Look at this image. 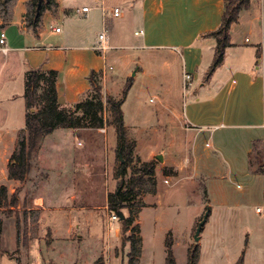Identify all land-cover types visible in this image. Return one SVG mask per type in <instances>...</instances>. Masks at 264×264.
Returning a JSON list of instances; mask_svg holds the SVG:
<instances>
[{
  "label": "crops",
  "instance_id": "crops-1",
  "mask_svg": "<svg viewBox=\"0 0 264 264\" xmlns=\"http://www.w3.org/2000/svg\"><path fill=\"white\" fill-rule=\"evenodd\" d=\"M28 1L13 0L9 19L0 16V29L6 31L7 50L3 51L0 45V70L3 66L7 69L4 84L10 87L16 80L24 82L26 72L31 69L56 70L59 104L63 107L72 106L91 91L88 79L90 72L92 70L99 72L105 66L103 55L95 48L102 29L90 34L85 25L87 20L90 21L95 5L90 6L84 3L81 6L72 7L70 4L62 5L61 0H56L57 6L46 9L39 25L33 28L24 17ZM131 1L130 20L136 21L139 26L133 29L134 41L125 43L124 41L128 40L126 37L128 28L127 23L121 21L125 18L123 10L121 9L120 16L113 17L110 14L111 9L119 6L106 7L105 0H101L103 24L109 26V32H107L109 49L112 51V56L115 55L118 66L120 64L131 66L135 62L141 66L134 55L135 50H139L144 55L142 57L157 60L159 66L163 68L165 80L161 85H164L165 97L162 99L161 106L157 108L159 118L167 121L172 116L183 117L189 128L187 147L192 149L195 157L193 163L191 159L186 163L183 160L176 162L180 168L188 164L191 169L193 167L185 181L194 185L197 179H203L208 201H210L212 194L209 188L210 182L220 176L218 172L221 166L220 156H224L226 160L232 159L229 163V174L239 171L250 177L262 175L251 173L249 168L253 141L256 139L264 141V72L260 68L264 60L262 45L255 54L253 51L244 52L240 43L236 42L232 35L238 25L235 23L231 28V46L226 49L223 63L206 80L216 50V40L210 33L215 31L221 23L225 0ZM84 6H89L91 9L83 14L76 12L77 8ZM48 23L49 26H46ZM53 27H60V31H55ZM65 30L67 33L64 35ZM140 30L143 33L137 35L135 32ZM246 40L247 37H245ZM242 44L245 43L242 42ZM121 68V71L124 70L123 67ZM141 71L143 72L144 68ZM186 73L191 75L188 81L185 80ZM137 75L135 74L134 81ZM23 92L24 90L14 93L11 88L7 89L6 105L0 110L1 115L4 112V115L10 117V112L19 108L23 118L19 120L21 123L19 126H13V122L7 124L5 119L0 124V137H13L15 140L18 133L25 128L24 108L26 107ZM176 94L180 102L172 100ZM168 110L172 115L168 113ZM11 119L15 121V117ZM126 125L128 127L127 122ZM218 130L221 131L216 136ZM107 133L104 127L58 128L45 136L37 158L39 162L43 160L42 165H39L40 168L46 166L51 171L47 173L46 182L40 184L45 185L46 188L51 186L52 182L53 185H70L74 175H81L83 179L89 174L96 176L99 167L96 169L93 163L100 161V158L98 159L95 154L102 155L103 148L107 153ZM67 136L73 138L72 142L67 143ZM236 136L242 137L238 141L240 144H236L237 147L233 139ZM201 137H208L209 141V145L204 150L199 149ZM112 144L111 161L114 162L117 146L115 134ZM75 145L78 147H75L77 149L74 148V151ZM76 152L83 154L80 158L81 163L76 158ZM7 168L8 165L1 169L0 185H6L10 195L18 193V188L22 186L21 190L26 194L29 189L24 187L25 180L21 182L10 179ZM90 168L95 169L93 173L90 172ZM37 171L38 168L35 166L34 174H37ZM114 177L116 178V175ZM174 177L181 178V174ZM27 183H30L29 180ZM41 190L42 187L34 190L33 196L27 202L20 192V197L17 195L18 201L22 199L26 209L20 216L18 213L15 215L12 227L15 231L21 227L20 217L22 216L23 221L27 218L29 225L31 213L36 210V213L39 211L40 217L48 222L46 225L53 233V240L48 245L50 251L60 245H72L74 241L85 240L89 232L94 229H99L98 235H101V238L106 236L108 239L111 237L110 232L113 228V237L119 238L120 222L111 224L104 219L96 206L88 208L84 205H74L67 209H60L56 207L54 201L47 200L46 196L40 193ZM69 199L76 202L77 195L72 194ZM107 206L106 204L103 208ZM36 216V219L39 218V215ZM10 217L3 218V229ZM45 249L49 248L46 246ZM100 256L103 255L95 254L93 262L89 261L87 255L82 256L81 259L70 256L63 264H94ZM55 263L60 264V259L57 258Z\"/></svg>",
  "mask_w": 264,
  "mask_h": 264
},
{
  "label": "rangeland",
  "instance_id": "rangeland-1",
  "mask_svg": "<svg viewBox=\"0 0 264 264\" xmlns=\"http://www.w3.org/2000/svg\"><path fill=\"white\" fill-rule=\"evenodd\" d=\"M12 1L0 0V16H3L4 19H9ZM250 1V7L243 9L240 13L238 25L232 35L235 41L240 43L244 52L253 51L255 54L261 45L264 48V20L262 19L264 18V0ZM84 3L90 6L95 5L91 12L90 21L85 22L88 33L94 34L103 28L109 32V26L103 24L101 0H61L62 5L70 4L72 7L81 6ZM105 3L106 7L117 5L123 10L125 18L121 21L127 23L128 28L126 33L128 40L124 42H133V29L138 28L139 25L136 21L130 20L129 7L132 5V1L105 0ZM31 19L29 14L25 17L26 22ZM46 26H49V23ZM66 33L67 30L64 31V35ZM245 37L248 40L245 41ZM72 39L74 38L72 37ZM110 51L109 49L106 53V73L104 74L103 70L99 71L104 101L107 95L119 99L122 96L127 78L133 73L138 74L123 104L129 137L136 141L134 162L128 168L126 180H129L135 167H140L150 161L155 163V176L148 178L140 194L130 202L131 207L123 210L126 216L132 213L136 218L135 224L138 225L137 233L141 244L138 264H165L167 255L165 238L169 231L172 232L174 255L178 264H187L188 249L195 243L200 244V264H235L243 251H245L244 264H264V175L250 177L239 171L229 174L228 168L232 159L226 160L224 156H220L222 166L218 171L220 176L210 182L209 188L212 194L211 200L208 201L207 189L203 179H197L194 185L185 181L186 176L191 174L193 167L191 169L190 164H188L180 168L176 164L177 161L183 160L186 163L190 159L193 163L195 158L192 149L187 147L189 128L183 117L172 116L173 118L170 117L167 121H162L159 118L160 114L157 108L161 106L162 99L165 97L164 85H161L165 80L163 68L159 66L157 60L142 57L144 55L139 50H135L134 55L141 66H138L136 62L132 63L131 66L122 64L118 66L115 55L112 56V51ZM121 67L124 70L121 71ZM143 68L144 71L142 72ZM260 68L264 72V60ZM6 73L7 69L3 66L0 70V110L6 105L8 88H11L14 93L25 89V81L21 80L12 82L10 87L6 86L4 84ZM94 96V92L91 91L84 98L89 100ZM172 100L180 102L177 94ZM24 110L26 112V108ZM168 113L172 115L170 110ZM102 114L107 121L104 128L108 131L106 140L108 148L107 153H105L106 149L103 148L102 155L95 154L98 159L100 158V161L93 163L95 168L99 167L96 176L89 174L83 179L81 175H74V180L70 185H53L52 182L51 186L46 188L43 184L47 180V173L51 170L47 169L46 166L40 168L39 165H42L43 160L39 162L37 158L35 166L38 168V173L34 174V166L33 173L25 180L24 187L26 186L29 190L25 194L21 190V186L17 190L18 193H15L19 195L20 192V195L27 202L33 196L34 190L42 187L40 193H43L47 200L54 201L53 203L56 204L57 208L67 209L74 205H84L88 208H95L96 206L104 219H107L111 224L115 225V223L120 222L118 219H111L113 213L109 211L108 206L103 208L107 204L108 193L117 188L119 180L116 181L114 175L119 167V162L116 159L114 162L111 161L112 143L116 132L114 126L110 124L112 117L106 104ZM12 117H15V121L11 119ZM21 118L23 115L19 108L10 112V117L4 115V112L1 115L0 111V124L6 119L7 124L13 122V126H19ZM220 131L216 132V136ZM20 132L15 140L13 137H0V174L1 169L6 168L12 153L17 148ZM207 138H200V150H204L209 145ZM241 138L238 136L233 138L235 145L240 144L238 141ZM66 139L67 143L73 140L71 136L70 138L67 136ZM75 147L78 146H73L74 151L77 149ZM76 153V158L81 163L80 158L83 157V154ZM160 153L163 154V161L157 158ZM78 167L81 171L80 164ZM94 170V168H90L91 173ZM179 173L181 178H175L174 176H178ZM165 179H168L169 182L166 183ZM28 180L30 183H27ZM238 183L241 184V187L237 186ZM72 194L77 195L76 202L69 199ZM18 203L16 210L2 216L3 218L11 217L6 221V227H4L1 236L0 253L2 251L3 255L0 264H56L57 258L60 259V264H63L68 261L67 258L70 256L81 259L84 255H87L89 261L93 262L95 254H102L106 264H128L130 245L129 243L125 246L122 244L121 234L118 239L114 238L113 228L110 232L111 237L108 239L105 235V238H101V235H98L99 229H94L89 232L85 240L74 241L72 245H60L50 251L48 245L53 240V233L46 225L48 222L43 220L40 217L41 213L39 211L36 213V210L31 213L32 224L29 222L28 225L27 218L23 221L22 216L20 217L21 232L18 243L17 231L12 228L14 217L17 213L20 216L22 211L26 209L22 199ZM257 207L260 208V211H257ZM15 211L16 213H14ZM209 211L200 239L195 240L194 236L198 224L204 214ZM106 212H108V216H106ZM36 215H39V218L36 219ZM58 220L60 221V218ZM24 226L28 227L24 229ZM73 238H76V231ZM46 246L49 248L48 250L45 249Z\"/></svg>",
  "mask_w": 264,
  "mask_h": 264
},
{
  "label": "trees",
  "instance_id": "trees-1",
  "mask_svg": "<svg viewBox=\"0 0 264 264\" xmlns=\"http://www.w3.org/2000/svg\"><path fill=\"white\" fill-rule=\"evenodd\" d=\"M250 3V0H225L221 23L215 31L210 33L216 40V50L206 80L223 63L226 49L231 46V28L235 23H238L240 12L245 8H249ZM56 6V0H29L24 17L29 14L32 19L28 24L36 28L41 22L44 11ZM258 56H260V51H258ZM57 77L58 72L56 70L31 69L25 74V89L23 92L26 107L25 128L20 132L17 148L9 159L8 177L22 182L33 173L35 161L41 150V143L44 137L54 130L58 128L105 127L107 121L102 112L105 110L106 104L111 112L112 120L110 124L114 126L117 136L116 160L119 162V167L115 172L119 182L116 190L108 193L107 205L109 211L117 214L118 220L121 222L122 244L125 246L129 243L130 245L128 264H138L141 253V244L137 233L138 225L135 224V216L132 213L126 216L123 210L131 207L130 202L140 194L148 178L155 176V163L150 161L140 167H135L129 180H126L128 168L134 162L136 141L129 137L123 104L134 84V76L127 78L122 96L119 99L107 95L104 101L99 72L92 70L88 79L91 91L94 92L95 96L89 100L83 98L69 107H63L59 104L56 86ZM249 168L251 173L264 175V141L262 139L253 141ZM18 202L16 193L10 195L8 187L0 185V241L3 233L2 216L12 212L14 207L18 206ZM209 213L210 211L208 216ZM20 232V227H18V243L20 242ZM165 245L167 253L165 264H178L174 255V241L171 231L166 235ZM244 254L245 251L242 252L235 264H244ZM199 261L200 244L195 243L188 249L187 264H200ZM94 264H106V261L103 256H100Z\"/></svg>",
  "mask_w": 264,
  "mask_h": 264
},
{
  "label": "built area",
  "instance_id": "built-area-1",
  "mask_svg": "<svg viewBox=\"0 0 264 264\" xmlns=\"http://www.w3.org/2000/svg\"><path fill=\"white\" fill-rule=\"evenodd\" d=\"M91 8L89 6H84L82 8H77L76 9V12L77 13H80V14H83L85 12H88ZM105 10V9H104ZM122 13V10L120 7H113L110 11V14L113 16V17H118L120 16ZM105 25V24H104ZM53 29L55 31H60V27H53ZM137 35L138 34H142L143 31L140 30V31H136L135 32ZM248 40V38H247ZM0 45H1V48L3 51H6L7 48L5 47L6 46V31L5 29H0ZM95 48L103 55V58L105 60V66L104 68L102 69L103 70V73L105 74L106 73V60H107V56H106V53L107 51L109 50L110 46L108 44V35H107V30L106 28H103L102 31H100L99 35H98V40H97V43L95 45ZM191 79V75L189 73H186L185 74V80L188 81ZM165 182L168 183L169 180L168 179H165ZM238 187H240L241 185L238 183L237 184ZM257 211H260V208L258 207L257 208ZM111 219L112 220H116L118 219V216L117 214L113 213L111 215Z\"/></svg>",
  "mask_w": 264,
  "mask_h": 264
},
{
  "label": "water",
  "instance_id": "water-1",
  "mask_svg": "<svg viewBox=\"0 0 264 264\" xmlns=\"http://www.w3.org/2000/svg\"><path fill=\"white\" fill-rule=\"evenodd\" d=\"M134 75H135V73L132 74V76H134ZM157 158L163 161V159H164L163 158V154L160 153L159 155H157ZM207 218H208V212H206L204 214L203 219L198 224V227L196 229L195 236H194L195 240H199L200 239V234H201L203 225H204L205 221L207 220Z\"/></svg>",
  "mask_w": 264,
  "mask_h": 264
}]
</instances>
